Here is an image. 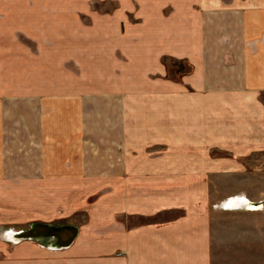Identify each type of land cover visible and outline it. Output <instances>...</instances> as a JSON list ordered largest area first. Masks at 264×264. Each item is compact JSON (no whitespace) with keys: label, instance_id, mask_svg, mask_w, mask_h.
<instances>
[{"label":"crops","instance_id":"0c3cea01","mask_svg":"<svg viewBox=\"0 0 264 264\" xmlns=\"http://www.w3.org/2000/svg\"><path fill=\"white\" fill-rule=\"evenodd\" d=\"M258 154L264 0H0V264H212L216 206L264 196L211 181Z\"/></svg>","mask_w":264,"mask_h":264},{"label":"rangeland","instance_id":"374dc122","mask_svg":"<svg viewBox=\"0 0 264 264\" xmlns=\"http://www.w3.org/2000/svg\"><path fill=\"white\" fill-rule=\"evenodd\" d=\"M241 174L239 181L237 179L230 182L225 179L222 180L224 183L219 184L216 179H212L213 204L217 203V200L225 193L238 189L246 191L253 199L264 196V155L258 154L257 157L248 159L244 163ZM213 211L215 212L211 216L212 264H235V261L243 262V264H257L258 259L261 260L264 256V245H260L264 241L258 237V233L252 231L255 226L249 225V222L241 216L223 215L221 213L223 211L217 209ZM255 243L259 246L256 247ZM33 254L39 253L33 252Z\"/></svg>","mask_w":264,"mask_h":264},{"label":"water","instance_id":"95a60500","mask_svg":"<svg viewBox=\"0 0 264 264\" xmlns=\"http://www.w3.org/2000/svg\"><path fill=\"white\" fill-rule=\"evenodd\" d=\"M221 211H263L264 200L253 202L248 200L243 193H238L230 198L220 202L216 206ZM77 229L69 226H54L43 223H33L27 229L20 231H8L7 239L13 243L21 241H34L46 243L51 249H60L69 247L75 239Z\"/></svg>","mask_w":264,"mask_h":264}]
</instances>
